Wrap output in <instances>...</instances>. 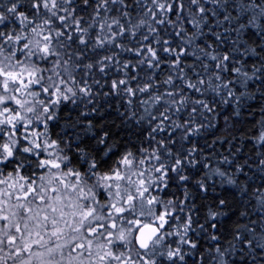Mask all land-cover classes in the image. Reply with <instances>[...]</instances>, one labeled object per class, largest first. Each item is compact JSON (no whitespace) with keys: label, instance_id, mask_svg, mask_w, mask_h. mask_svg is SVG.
Listing matches in <instances>:
<instances>
[{"label":"snow or ice","instance_id":"snow-or-ice-1","mask_svg":"<svg viewBox=\"0 0 264 264\" xmlns=\"http://www.w3.org/2000/svg\"><path fill=\"white\" fill-rule=\"evenodd\" d=\"M257 94L264 0H0V264H264Z\"/></svg>","mask_w":264,"mask_h":264},{"label":"trees","instance_id":"trees-1","mask_svg":"<svg viewBox=\"0 0 264 264\" xmlns=\"http://www.w3.org/2000/svg\"><path fill=\"white\" fill-rule=\"evenodd\" d=\"M204 31L207 32L208 29L205 28ZM253 39H255V38H253ZM208 42L211 43V38H209ZM246 59L249 62V66H251V64L253 62H256L255 57H246ZM236 87L239 88L240 86L237 85ZM211 96H212V94L209 93V99H211ZM247 104L252 105V107L245 106L244 108L241 109V116L237 118V119H239L240 123L236 125V131H235L236 139L232 141V144H235V145L241 147V152L243 153V155L239 157L241 159V161L243 160L244 156L249 155L251 153L253 147L255 146L252 139H245V137H250V138L253 137L257 128L259 127V124L257 122L260 121L262 118H264V113H261V111H260V107L264 106V98H260L259 94H257V98L248 100ZM223 107L226 111L228 110L227 105H224ZM108 111L111 114L107 117V119L110 122H115L118 124L119 120L116 119L115 112L112 109H108ZM222 124H223V119L221 117L219 119V123L217 124V128L219 130L216 131L215 136L210 135L207 137L206 141L205 140L200 141V143L202 145L205 142H207V144L211 145L210 148L205 149L207 156H208L207 162H208L210 167H216V166L227 167L226 165H220L219 160L223 156H227V155H229V153L234 151L232 144L224 142V138L227 136L228 139H231V135L225 132V130L222 127ZM56 131H60V129L57 128ZM213 141H215V143H213ZM245 145H247V146L245 147ZM260 183H261V181L258 178L255 179V181H254L255 185H259ZM225 187H227V186H225ZM222 192H223V189L220 186L219 181H217L216 193H213L210 191L208 193V195H209V197H213L217 193H222ZM198 203H201V202L198 201ZM202 203L206 206H210L209 201H203ZM205 211H206V208H202L201 209V215H203L205 213ZM220 219L224 220L226 218L221 217ZM235 219H236V217H233V221L228 222V224H227L228 229H231L234 226L233 222L235 221ZM228 238L231 239L230 236ZM202 243L205 244V247L208 246L206 241H202Z\"/></svg>","mask_w":264,"mask_h":264}]
</instances>
